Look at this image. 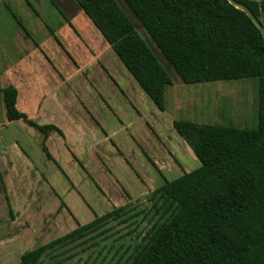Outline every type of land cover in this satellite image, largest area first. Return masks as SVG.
Segmentation results:
<instances>
[{"label":"rangeland","instance_id":"374dc122","mask_svg":"<svg viewBox=\"0 0 264 264\" xmlns=\"http://www.w3.org/2000/svg\"><path fill=\"white\" fill-rule=\"evenodd\" d=\"M125 12L173 81L164 111L74 0H0V264H18L24 253L127 206L134 218L110 221L46 263L107 264L114 253L117 259L151 226L153 191L201 166L175 120L257 127L255 80L184 84ZM260 20L264 26V15ZM10 85L19 111L62 131L46 142L52 160L37 130L7 120L1 91Z\"/></svg>","mask_w":264,"mask_h":264},{"label":"trees","instance_id":"16d2710c","mask_svg":"<svg viewBox=\"0 0 264 264\" xmlns=\"http://www.w3.org/2000/svg\"><path fill=\"white\" fill-rule=\"evenodd\" d=\"M161 111L173 81L141 37L133 13L155 46L187 85L255 80L257 127L175 120L174 129L201 166L174 181L164 179L151 197V226L135 245H121L107 264H264V39L248 16L227 0H74ZM260 20L264 0H236ZM53 5L59 8L53 1ZM61 12V11H60ZM62 13V12H61ZM63 14V13H62ZM261 21V20H260ZM262 23V22H261ZM6 118L23 121L43 136L54 125H38L17 108L18 90L2 91ZM151 164H156L147 156ZM9 210L10 205H9ZM114 207L92 222L21 255L18 264H47L60 248L84 239L110 221L134 218ZM117 251V252H118ZM111 246L104 258L110 254Z\"/></svg>","mask_w":264,"mask_h":264},{"label":"water","instance_id":"95a60500","mask_svg":"<svg viewBox=\"0 0 264 264\" xmlns=\"http://www.w3.org/2000/svg\"><path fill=\"white\" fill-rule=\"evenodd\" d=\"M230 5L233 7L240 9L243 11L248 18L253 22V24L258 28V30L261 32L262 37L264 39V26L262 25L261 21L256 17V15L250 10L249 7H247L245 4L237 2L236 0H227Z\"/></svg>","mask_w":264,"mask_h":264},{"label":"crops","instance_id":"0c3cea01","mask_svg":"<svg viewBox=\"0 0 264 264\" xmlns=\"http://www.w3.org/2000/svg\"><path fill=\"white\" fill-rule=\"evenodd\" d=\"M82 11V10H81Z\"/></svg>","mask_w":264,"mask_h":264}]
</instances>
